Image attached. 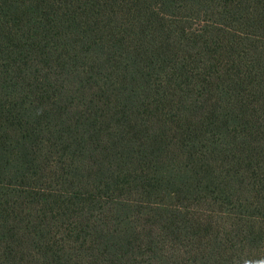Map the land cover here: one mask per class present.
<instances>
[{
  "label": "trees",
  "instance_id": "obj_1",
  "mask_svg": "<svg viewBox=\"0 0 264 264\" xmlns=\"http://www.w3.org/2000/svg\"><path fill=\"white\" fill-rule=\"evenodd\" d=\"M0 264H264V0H0Z\"/></svg>",
  "mask_w": 264,
  "mask_h": 264
}]
</instances>
